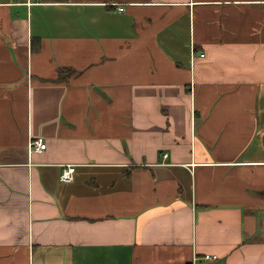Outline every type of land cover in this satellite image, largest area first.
<instances>
[{"label": "crops", "instance_id": "obj_1", "mask_svg": "<svg viewBox=\"0 0 264 264\" xmlns=\"http://www.w3.org/2000/svg\"><path fill=\"white\" fill-rule=\"evenodd\" d=\"M195 256L264 264V0H0V264Z\"/></svg>", "mask_w": 264, "mask_h": 264}, {"label": "built area", "instance_id": "obj_2", "mask_svg": "<svg viewBox=\"0 0 264 264\" xmlns=\"http://www.w3.org/2000/svg\"><path fill=\"white\" fill-rule=\"evenodd\" d=\"M119 10L123 11L124 8H120ZM201 57L204 58L205 54H201ZM30 147H31V152L42 153L47 149V143L44 138L39 137L31 141ZM75 172H76V166H72V165L65 166L61 172V176H60L61 181L66 183L72 182L74 180ZM202 259L205 261H216L218 259V256L205 255L203 256ZM198 260L199 258L195 256L193 258V264H196Z\"/></svg>", "mask_w": 264, "mask_h": 264}, {"label": "trees", "instance_id": "obj_3", "mask_svg": "<svg viewBox=\"0 0 264 264\" xmlns=\"http://www.w3.org/2000/svg\"><path fill=\"white\" fill-rule=\"evenodd\" d=\"M69 73H71V72H69V71L63 69V70L61 71V73H60V75H61L60 77H62L61 80H62V81L67 80V75H68Z\"/></svg>", "mask_w": 264, "mask_h": 264}]
</instances>
